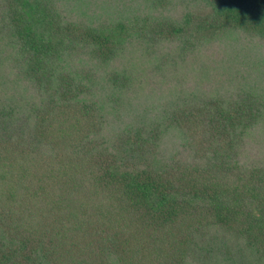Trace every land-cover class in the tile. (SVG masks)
Returning <instances> with one entry per match:
<instances>
[{"label": "trees", "instance_id": "trees-1", "mask_svg": "<svg viewBox=\"0 0 264 264\" xmlns=\"http://www.w3.org/2000/svg\"><path fill=\"white\" fill-rule=\"evenodd\" d=\"M77 1L0 0V264H264V0Z\"/></svg>", "mask_w": 264, "mask_h": 264}, {"label": "rangeland", "instance_id": "rangeland-1", "mask_svg": "<svg viewBox=\"0 0 264 264\" xmlns=\"http://www.w3.org/2000/svg\"><path fill=\"white\" fill-rule=\"evenodd\" d=\"M120 0H78L77 3L81 5L83 11H81L82 17L93 18L96 21L99 19L112 18L118 21L126 19L127 15L130 13H137V11H132L137 6V3L131 0H124L122 4H118ZM129 9H127V8ZM112 16V17H111ZM220 45L224 46V49L229 51L232 55L236 57L238 66L241 71H248L251 65H254L253 71L255 77L252 79L248 76L250 84H257L255 89L258 92H264V53H256L257 48L255 44L249 40V38L244 37V35L239 33H228L223 35L218 42ZM230 54V55H231ZM236 63V61H235ZM232 64V63H231ZM228 65V64H227ZM263 73V74H262ZM247 75V73H245ZM246 79H243L239 83L246 87ZM251 87L250 85H248Z\"/></svg>", "mask_w": 264, "mask_h": 264}]
</instances>
